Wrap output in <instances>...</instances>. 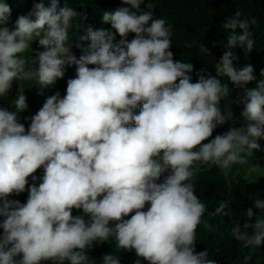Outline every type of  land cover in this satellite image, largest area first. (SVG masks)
Segmentation results:
<instances>
[{"label":"clouds","instance_id":"obj_1","mask_svg":"<svg viewBox=\"0 0 264 264\" xmlns=\"http://www.w3.org/2000/svg\"><path fill=\"white\" fill-rule=\"evenodd\" d=\"M121 2L128 7L102 14L110 29L88 26L72 43L68 32L79 14L67 2L34 3L9 28L11 9L0 0V97H7L14 80L51 88L66 66L75 65L65 94L48 96L27 131L18 118L27 108L23 90L11 101L12 111L0 108V264H93L89 249L109 238L117 250L135 253L134 264L141 258L148 264H216L207 250L194 251L206 211L194 181L201 165L216 166L226 177L261 148L264 69L256 81L252 65L234 66L233 51L253 50L256 18L240 11L225 18V51L215 75L202 69L192 83L193 65L173 60L172 26L153 17L154 5L142 11L143 0ZM34 41L44 50L33 59ZM199 50L209 54L203 44ZM222 77L242 90V123L209 139L233 120L230 107L221 110L230 93ZM252 81L255 86L246 87ZM41 168L36 184L32 174ZM257 171L251 165L245 176ZM26 185L24 203L9 198ZM252 203L244 211L247 221L231 225V236L244 248L264 242V199ZM73 209L83 215L73 216ZM210 215L230 216L229 203L220 202ZM203 227L214 231L206 221ZM250 259L251 252L242 264ZM101 264L120 260L105 254Z\"/></svg>","mask_w":264,"mask_h":264},{"label":"trees","instance_id":"obj_2","mask_svg":"<svg viewBox=\"0 0 264 264\" xmlns=\"http://www.w3.org/2000/svg\"><path fill=\"white\" fill-rule=\"evenodd\" d=\"M39 2L41 0H6L11 9L7 26L11 28L19 15H26L33 4ZM65 2L79 14L68 32L69 41L72 43L79 41V37L85 34V29L88 26H91L93 30L110 29V25L101 22L104 11L128 7V5L122 4L121 0H59L61 6ZM150 2L154 5L153 17L163 18L167 24L172 26L169 50L173 53V60L193 65V71L189 73L192 83L197 81V73H200L202 69L207 74L215 75L214 65L225 51L223 45L226 43V33L221 27L225 18L233 16L236 11H240L242 17H255V25H250V31L255 41L254 48L249 53H243L239 48L233 49L237 56L234 66L240 67L250 64L253 66L256 81L261 79L260 70L264 69V0H143L140 5L141 10L148 11L145 5ZM47 3L49 5V0ZM82 17H86V19H82ZM133 37L134 34L129 33L127 39L131 40ZM116 39L119 40L120 37L117 35ZM82 43L87 44L88 42ZM200 44L208 48V55L200 52ZM30 47L33 50L30 53L33 59L35 58V51L44 50L35 41ZM75 49L77 48L73 47L71 50ZM70 78H75V65L66 66L64 76L57 79L51 88L41 89L38 85L32 84L31 81L16 82L14 80L7 97H0V108L12 111L11 101L19 89L23 90L27 108L18 114V118L27 131L31 116L42 107L48 96L56 92L63 96L67 87V80ZM256 81L249 82L246 87H254ZM221 82H227L230 88L229 97L221 100V110L224 111L225 106L230 107L233 112V120L214 129L209 139L214 138L217 134H222L230 127H239L242 123L240 114L243 111V105L238 103L242 90L235 88L226 78L222 77ZM138 111L139 102L134 114ZM257 142L261 148L260 150H253V155L248 157V165H239L238 168H235L237 166L234 165L228 176H223L216 166L208 168L207 165H201V171L196 174L194 194L205 204L206 211L201 218V224L196 228L194 251L198 253L207 250L209 258L214 259L216 264H242L244 255L249 252H251V259L248 264H264V242L259 248H244L240 242L231 236V225L235 221L238 220L241 225L247 221L244 211L253 207L252 201L257 198L264 199V139ZM255 164L258 166V179H252L240 173V171ZM42 174V168L37 169L32 174L38 177L36 184L40 182L39 177ZM28 181L29 184L33 183L30 177ZM25 187V192L19 195H11L9 198L24 203L28 195V185ZM222 201L229 203L231 215L228 217L210 215ZM253 212L254 217L259 214L255 208H253ZM132 214L130 213L129 217ZM72 215H83V213L81 210L73 209ZM129 217H125V219ZM85 219H87L86 216ZM205 221L212 226L214 231H209L203 227ZM2 231L0 229V233ZM110 253L119 258L120 264H134L137 258L134 252L117 250L112 238L100 245L94 243L88 251V256L94 260L93 264H101L102 256ZM45 264H49V262H45ZM141 264H148V262L141 258Z\"/></svg>","mask_w":264,"mask_h":264},{"label":"rangeland","instance_id":"obj_3","mask_svg":"<svg viewBox=\"0 0 264 264\" xmlns=\"http://www.w3.org/2000/svg\"><path fill=\"white\" fill-rule=\"evenodd\" d=\"M248 164L246 163V165L245 166H247ZM256 165V164H255ZM237 167H235V168H238V167H240L239 165H236ZM247 170V169H246ZM246 170H242V171H240V173H242V174H245V172H246ZM258 177H259V174L256 172V173H253L252 174V176L250 177V178H252V179H258Z\"/></svg>","mask_w":264,"mask_h":264},{"label":"water","instance_id":"obj_4","mask_svg":"<svg viewBox=\"0 0 264 264\" xmlns=\"http://www.w3.org/2000/svg\"><path fill=\"white\" fill-rule=\"evenodd\" d=\"M72 52H73V54H74L77 58H79V56L81 55V52L78 51V50H75V51H72ZM88 67L91 68L92 65H88Z\"/></svg>","mask_w":264,"mask_h":264}]
</instances>
